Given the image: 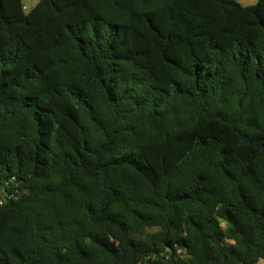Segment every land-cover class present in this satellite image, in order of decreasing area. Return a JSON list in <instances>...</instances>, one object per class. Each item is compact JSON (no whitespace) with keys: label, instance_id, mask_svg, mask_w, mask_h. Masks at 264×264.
Returning a JSON list of instances; mask_svg holds the SVG:
<instances>
[{"label":"trees","instance_id":"16d2710c","mask_svg":"<svg viewBox=\"0 0 264 264\" xmlns=\"http://www.w3.org/2000/svg\"><path fill=\"white\" fill-rule=\"evenodd\" d=\"M0 264L264 261V0H0Z\"/></svg>","mask_w":264,"mask_h":264},{"label":"rangeland","instance_id":"374dc122","mask_svg":"<svg viewBox=\"0 0 264 264\" xmlns=\"http://www.w3.org/2000/svg\"><path fill=\"white\" fill-rule=\"evenodd\" d=\"M238 3H240V5H242V6H251V5H253V4H251V3H249V0H236ZM23 4L24 5H28V7H25L26 8V10H30L33 6H34V4H35V2H34V0H23ZM257 2H258V0H257ZM257 2L254 4V5H256L257 4ZM260 264H264V261H260L259 262Z\"/></svg>","mask_w":264,"mask_h":264},{"label":"clouds","instance_id":"9594fccd","mask_svg":"<svg viewBox=\"0 0 264 264\" xmlns=\"http://www.w3.org/2000/svg\"><path fill=\"white\" fill-rule=\"evenodd\" d=\"M35 3H39V0H34ZM257 2V0H249V3L251 4H255ZM25 7H28V5H25Z\"/></svg>","mask_w":264,"mask_h":264},{"label":"built area","instance_id":"2783aa9c","mask_svg":"<svg viewBox=\"0 0 264 264\" xmlns=\"http://www.w3.org/2000/svg\"><path fill=\"white\" fill-rule=\"evenodd\" d=\"M0 204H2V201L0 200Z\"/></svg>","mask_w":264,"mask_h":264},{"label":"crops","instance_id":"0c3cea01","mask_svg":"<svg viewBox=\"0 0 264 264\" xmlns=\"http://www.w3.org/2000/svg\"><path fill=\"white\" fill-rule=\"evenodd\" d=\"M22 1H23V0H22ZM23 3H24V2H23ZM35 4H36V3H35ZM35 4H34V5H35Z\"/></svg>","mask_w":264,"mask_h":264}]
</instances>
